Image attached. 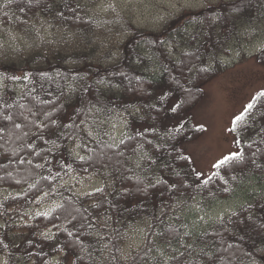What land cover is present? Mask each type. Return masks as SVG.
<instances>
[{
	"label": "trees",
	"instance_id": "trees-1",
	"mask_svg": "<svg viewBox=\"0 0 264 264\" xmlns=\"http://www.w3.org/2000/svg\"><path fill=\"white\" fill-rule=\"evenodd\" d=\"M263 12L264 0H230L176 16L157 31L128 26L130 34L109 63L96 62L81 46L45 41L22 57L0 58V189L15 193L0 205V217L12 219V208L15 215L26 212L45 194L61 199L51 215L33 220L39 229L54 224L58 242L46 245L32 232L23 244L30 253L35 248L38 264L61 250L78 256L85 246L90 258L104 260L105 251L108 264L145 263L155 238L178 245L182 226L169 218L179 201L224 200L247 183L264 180V91L233 130L238 159L203 178L184 150L202 134L186 116L222 69L221 57L229 53L239 25L255 22ZM39 17L76 34L79 42V36H90L96 27L84 0H6L0 7V24L18 29ZM176 45L188 49L171 51ZM260 58L264 65V52ZM16 82L24 87L20 97ZM91 109L105 117L127 114L129 133L119 145L83 132L80 124H86ZM131 110L141 113L134 116ZM79 139L86 144L84 157L71 151ZM139 154L145 176L128 178L130 156ZM70 175L103 177L106 186L78 196L59 188ZM261 188L246 206L192 238L200 249L193 260H186L189 252L181 250L165 264H264ZM139 222L149 223L145 243L125 258L121 243ZM2 232L0 252H7L12 263L8 231ZM75 264L91 263L78 257Z\"/></svg>",
	"mask_w": 264,
	"mask_h": 264
},
{
	"label": "rangeland",
	"instance_id": "rangeland-1",
	"mask_svg": "<svg viewBox=\"0 0 264 264\" xmlns=\"http://www.w3.org/2000/svg\"><path fill=\"white\" fill-rule=\"evenodd\" d=\"M5 1L0 0V7ZM222 1L230 0H84L87 11L96 21V27L90 36H79V42L76 34L60 30L53 21L43 17L29 21L23 29L10 24H0V58L4 56L22 57L31 52L34 46L41 49L39 45L41 46V42L45 41L56 46L60 43L69 44L70 47L81 46L83 51L94 55L96 62L109 63L117 57L119 45L130 34L128 26L157 31L169 19L180 17L183 14H185L184 17L193 15L192 13L198 14L208 5L219 4ZM255 19L256 21L250 24L239 25L237 36L231 42L229 53L221 57L222 69L212 81L205 84L204 95H201L188 115H185L187 118L190 117L189 119L197 128L202 129V134L183 146L195 170L203 178L210 177L216 168L215 165L226 156H233L238 152L232 134L238 125L237 117L241 116L260 92L264 91V65L261 63L262 58L258 57L264 52V12L262 16H256ZM195 28L196 26L189 32H194ZM176 47L173 46L171 51L188 49L185 46L176 45ZM210 66L214 65L209 64ZM3 88V82L0 81V96ZM14 89L20 97L24 87L20 82H16ZM49 111L47 110L46 113L49 114ZM131 113L137 116L141 111L131 110ZM129 120L126 113L105 117L96 109H91L87 113L86 124L83 123V126L80 124V127L91 139L106 138L114 143L129 133ZM84 143L79 139L71 144L73 155L85 156L82 150L86 145ZM19 148L20 146L17 149ZM130 157L131 174L128 178L142 180L145 174L141 173L139 159H143V155ZM105 184V179L96 175H70L61 182L62 186L60 185L59 188L67 186L76 194L83 196L101 190ZM147 184V181L143 182V186ZM261 187L264 188V180L260 183L249 182L235 195L224 200L211 201L194 197L187 202L179 201L175 212L169 219L175 217V221L182 226L184 239L181 237L178 245L175 246L160 244L155 238V246L150 252L149 259L145 263L140 261L138 264H165L181 250H188L189 256L186 260H193L200 249L191 242L192 238L246 206L252 198L261 194L263 191ZM13 194L15 193L9 189H0V203ZM60 202L61 199L45 194L26 212L15 215L12 208L10 209L12 219L7 217L4 221L0 217V233L4 234L3 229L8 231L7 235L11 241L9 246L13 248L11 253L13 262H9L7 252H0V264H38L35 248L30 253L27 248L23 249V244L32 235L40 237L38 239L46 245L58 242V233L54 224L39 229L40 226H36L33 220L36 215H51ZM148 225L146 222H139L128 229L124 242L120 246L125 258L131 255L133 250L142 248L146 240ZM61 227L64 228V225ZM78 252L79 255L76 256L61 250L47 260L42 259L40 264H75L78 257L83 263L86 260L88 263L90 260L91 264L92 262L93 264L99 262L108 264L105 251H102V256L106 260L97 258V255L88 257L89 251L86 246ZM208 258L211 259V256Z\"/></svg>",
	"mask_w": 264,
	"mask_h": 264
},
{
	"label": "snow or ice",
	"instance_id": "snow-or-ice-1",
	"mask_svg": "<svg viewBox=\"0 0 264 264\" xmlns=\"http://www.w3.org/2000/svg\"><path fill=\"white\" fill-rule=\"evenodd\" d=\"M261 95H264V93H261ZM252 107L251 104L248 105V108L250 109ZM243 119L242 116L240 117H237V120H241ZM239 157L237 156H226L223 160H221L218 164L215 165V167H221L222 165H224L225 163H228L230 162L231 160H234V159H238Z\"/></svg>",
	"mask_w": 264,
	"mask_h": 264
}]
</instances>
